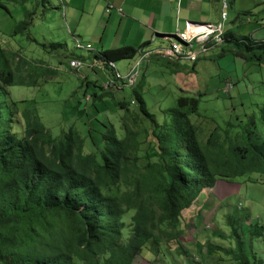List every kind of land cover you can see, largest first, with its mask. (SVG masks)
<instances>
[{
    "label": "trees",
    "instance_id": "obj_1",
    "mask_svg": "<svg viewBox=\"0 0 264 264\" xmlns=\"http://www.w3.org/2000/svg\"><path fill=\"white\" fill-rule=\"evenodd\" d=\"M5 2L31 5L12 36L24 35L36 16L51 11L48 0H0V7ZM227 37L224 33L221 56L230 49L245 63L264 62V41ZM137 53L124 47L95 56L112 69L110 63ZM17 54L0 46V264H135L149 242L155 254L175 245L185 256L184 214L202 210L200 198L212 196L218 181L254 174L264 183V95L260 104L239 97V110L230 102L221 126L200 115L199 100L187 94L174 108L161 110L158 119L143 99L146 74L129 85L114 71L98 93L82 94L69 126L53 135L40 104L33 100V109L21 110L18 106L31 100H15L11 89L38 87L56 70ZM73 59L84 63L69 57L67 72ZM108 80L112 83L104 88ZM111 88L131 91L128 101L114 102L122 111L121 135L99 116L112 98ZM80 119L83 137L75 126ZM236 242L240 251L239 235Z\"/></svg>",
    "mask_w": 264,
    "mask_h": 264
},
{
    "label": "rangeland",
    "instance_id": "obj_2",
    "mask_svg": "<svg viewBox=\"0 0 264 264\" xmlns=\"http://www.w3.org/2000/svg\"><path fill=\"white\" fill-rule=\"evenodd\" d=\"M48 4L51 11L44 15L36 16L27 33L12 36L16 24L24 19V9H29L31 5L3 3V7H0V46L11 53H18L17 55L19 57H23L32 65H37V62H43L50 69L53 68V70H56V75L50 76L47 74L44 76L46 78L45 83H43L44 77H42L39 81L41 85L38 87H15L11 90L15 100H31L29 101L31 105L27 103L19 105L18 107L21 110L28 107L33 109V100L39 103L40 109L38 107L37 109L41 113L44 125L53 135H57L61 129H65L71 123L72 117L77 112L75 107L82 100V94L84 92L87 95L97 92L99 87L102 86L104 79L106 80L112 77L114 69L123 77L127 66L133 64L134 59L112 62L114 69H108L106 66L107 63L101 60L99 56H95L96 54L94 55V51L97 48L95 43H92L94 51L87 50L84 47H77V41H74L75 27L72 23L64 21L63 12L60 11V0H48ZM242 20L244 19H240L238 25H235V31H241L247 28L242 23ZM170 41L174 42L175 39ZM170 41L157 40L156 45L159 43L167 45ZM83 42L80 44L84 45L86 43ZM57 44H60V46H56ZM228 46H231V44ZM228 46L226 49H228ZM71 56L78 57L84 61L82 68L78 72L72 69V71L67 72L65 68V65H67L66 61ZM59 60L60 63H58ZM91 61L94 70L88 69L89 72L85 66H88ZM160 63L161 65L159 66L151 63L145 80L150 85L146 83L145 90L143 91V99L147 108L158 119L161 117V110L174 108L177 99L185 94L199 100L198 111L200 115L206 118H215L217 124L220 126L228 119L229 114L226 105H230V102L236 106L241 102V99H238L239 97L243 98L244 103H248L247 100H253L257 104H260L263 100L264 62L261 65L245 63L243 59L232 56L227 51L221 56L220 49L217 48L206 54L205 57L199 58L196 64L189 61H181L180 73H169L168 69L164 66L166 65L164 59L160 60ZM84 74L86 75L85 77L83 76ZM81 77L82 80L80 79ZM139 79L140 76L136 78V83ZM225 81H230L233 84V88L229 90V93H223ZM86 82L90 86L87 90L84 87ZM92 83L96 84V87L92 86ZM108 91L112 94V98L106 99L107 108L99 116L105 115L103 121L113 124L121 135L120 119L122 111L115 106L114 102L122 99L128 101V96L131 91L129 88H124L123 90L111 88ZM229 97L232 99H229ZM237 110H239L238 107ZM88 116L89 118L93 116L92 113H89V110ZM75 126L77 131L82 133L80 134L83 137L85 134L83 131L85 130L86 132V127L82 124L81 119L76 120ZM94 126L93 128L95 129ZM85 147L88 151L90 150L91 145L88 140L85 142ZM218 182V187L219 185L225 186L224 189H221L225 190L224 193H221L220 189L217 190L216 197H218V202L213 204L208 200L207 203L203 200L207 197H201L200 202L202 203L203 213H200V217L194 219V225L191 224L192 227L190 229L188 228V219L187 221L185 220L187 227L182 223L185 227V229L183 227L182 237L185 243H188L190 239H194L191 234L195 228V237L204 234L209 236L208 242L213 245L220 243L222 241L216 239L214 235H217V233L233 235L235 231H232L231 228L233 229L235 227L239 232V230L247 226L246 222L243 224L241 220H247L249 218L248 214L254 204L258 203V207L262 210L264 209V183L258 179L257 175H245L231 181ZM236 188L237 191H240L236 192ZM207 204L209 207H206ZM257 213L258 211L255 212V214ZM132 214L133 211H130L124 216L123 220L125 223L129 222ZM201 215L209 216L203 217ZM199 218L204 223H200L201 219ZM256 225H260V223ZM256 225L249 227V229H255ZM126 231L127 229H125ZM248 232V228L243 231L246 234V237H244L245 240H248L245 243L250 244L256 237L249 236L251 238L250 241L248 239ZM233 238V241H236L235 235H233ZM225 240L226 242L232 241ZM254 244V248L259 251L257 248L259 243ZM260 244H262L261 250L264 252V244ZM161 247L162 249H160L159 254L155 255V252L152 251L153 254L150 249L155 250L156 248L152 242H149L142 251V259H144V262L153 264L155 260L156 262L158 260L161 264H170L169 261L172 262V260L167 255V249H170L173 253H177V257L180 260L186 258L183 250L175 245ZM207 249L209 248L207 247ZM238 252L240 251L238 250ZM262 254L261 252L260 255ZM184 262L182 261V263ZM188 262V264L193 263L189 259Z\"/></svg>",
    "mask_w": 264,
    "mask_h": 264
},
{
    "label": "crops",
    "instance_id": "obj_3",
    "mask_svg": "<svg viewBox=\"0 0 264 264\" xmlns=\"http://www.w3.org/2000/svg\"><path fill=\"white\" fill-rule=\"evenodd\" d=\"M60 11L63 12L64 21L74 25V41H77L81 48L90 45L89 50L94 51L92 43L97 45L94 55L106 50L124 47L138 50V53L133 58V64L128 65L124 76H121L122 79L126 80L125 77L134 73L135 82L136 78L142 73L147 75L151 63H155L158 66L161 65L160 60L164 58L159 53L161 49L172 43L170 40L175 39L176 31H184L187 25L192 23H218L220 0H60ZM240 19H244L242 23L247 28L235 31V25H238ZM224 32L225 34L227 33V40L231 42L233 41L231 40L232 38L239 40L248 38L252 42L264 41V0H228L227 21ZM157 40H169L170 42L167 45L160 43L156 45ZM83 41L86 43L84 45L80 44ZM228 45L230 44H224L223 46L227 47ZM217 48L221 52L222 47ZM227 52L231 54L230 49ZM142 53H148V57L140 59ZM94 57L92 58L94 59ZM181 61L186 62L183 59L166 61L164 66L169 73H180ZM191 63L196 64L197 61ZM89 64L85 66L87 71L91 69ZM83 76L85 77L86 75L84 74ZM82 77L80 78L81 80ZM146 83L150 85L149 82ZM218 183L214 189V194L203 199L205 202L208 203V200L213 204L218 202V197H216L217 190L225 188L224 185H219L218 187ZM238 191L236 188V192ZM224 192L225 190H221V193ZM258 205L256 203L252 206L247 220H241L243 224L246 222L247 226L239 230V232L237 229L236 233H233L236 238L237 235H240L239 237L242 236L240 238L242 241L240 252L237 250L239 245L236 241H233V235L217 233L220 236L214 235V237L222 242L213 245L208 242V235L200 234L195 237V228L191 234L194 239H190L188 243H185L183 238L181 241L184 244L182 248L187 252L186 258L180 260L177 257V253L166 250V252L168 251V257L172 260V262L169 261L170 264H188V259L192 260V264H264V252L261 250L262 244H260H264V209H260ZM206 207H209L208 204ZM256 211H258L257 214H255ZM200 213H203V209L197 213L188 211V213L184 214L185 220L187 221L188 219L189 221V229L192 227L191 224L194 225V219L200 217ZM186 221L185 223H187ZM200 223H204L202 219ZM257 223H260L258 226L263 229L261 234H258L259 230L249 229L252 224ZM247 228L249 231L248 237H253L254 235L256 237L250 244L245 243L248 240H245L246 234L243 233ZM215 231L219 232L218 230ZM257 235L260 236L257 237ZM250 237L248 239L251 241ZM225 239L232 241L226 242ZM254 243H259L257 245L259 251L254 248ZM207 247L209 249L206 250ZM150 251L152 252V249ZM261 252L263 253L262 255H260ZM182 261L185 262L182 263ZM135 264H147L142 259V253ZM153 264H161V262L158 260L156 262L155 260Z\"/></svg>",
    "mask_w": 264,
    "mask_h": 264
},
{
    "label": "built area",
    "instance_id": "obj_4",
    "mask_svg": "<svg viewBox=\"0 0 264 264\" xmlns=\"http://www.w3.org/2000/svg\"><path fill=\"white\" fill-rule=\"evenodd\" d=\"M228 0H220V15L219 21L215 24H189L184 31H176L175 41L168 46L161 49L159 55L169 61L174 60H186L189 62H195L199 58L211 52L213 49L221 46L224 43V27L227 21ZM78 48L81 45L77 44ZM85 49H90V45H86ZM148 57V53H142L141 58ZM114 69V64H109ZM83 63L78 60H71L69 63L70 69L77 71L82 68ZM115 71V69H114ZM115 78L122 79L121 75L115 71ZM126 82L129 85L134 83V73L125 77ZM112 83L111 80L106 81L103 87L108 88ZM232 89L230 83L225 84L223 89L225 92Z\"/></svg>",
    "mask_w": 264,
    "mask_h": 264
}]
</instances>
